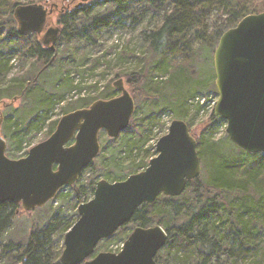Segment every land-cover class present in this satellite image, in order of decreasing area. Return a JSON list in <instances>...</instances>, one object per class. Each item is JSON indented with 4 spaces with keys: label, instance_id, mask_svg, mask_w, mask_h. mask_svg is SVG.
I'll list each match as a JSON object with an SVG mask.
<instances>
[{
    "label": "trees",
    "instance_id": "obj_1",
    "mask_svg": "<svg viewBox=\"0 0 264 264\" xmlns=\"http://www.w3.org/2000/svg\"><path fill=\"white\" fill-rule=\"evenodd\" d=\"M26 1V5H31L52 0ZM74 1L76 0L71 2ZM87 1L88 4L79 5L73 10L70 2V7L65 5V12L59 19L61 34L53 52L40 45L38 35H20L15 12L18 7L25 6L24 4L19 0H0V111L4 118L1 132L5 139L13 140L16 150H21L25 144L23 135L39 131L43 121L40 119H48L47 115L53 109L54 101L64 97L65 93L47 98L36 90L39 79L55 65H49L54 57V62H57L61 71L59 78H63L62 75L68 69V65H63L57 57V48L61 42L77 48L96 43L98 32L121 25L123 18L132 20L134 25H140L148 16L151 19L158 18L160 25L153 24L143 32V42L149 50L148 55L153 58V63L149 64L144 55L139 58L135 70H122L130 77L132 83H136L135 86H140L145 109L148 111L147 114L144 113L146 116L166 108L170 109L174 118L182 119L188 124L198 143L203 171L198 179L188 183L182 196H160L154 204L141 206L132 221L111 238L126 233L131 229L130 225L143 228L154 224L163 226L169 233V240L156 258L158 264H214L215 259L217 264L221 262L222 256L229 259L228 264H236L237 260L254 253L256 256L264 255L262 249L258 250V241L255 238L257 229L264 221V153L249 154L238 147H235L236 152L226 155L215 150L212 145L215 143L213 137L225 121L213 113L209 124L198 136L192 127L202 106L193 112L190 106L188 107L192 99L190 91L196 87L194 85L201 84V80L208 77L209 69L215 74L214 63L210 64V56L213 60L222 35L235 28L246 16L264 13V0ZM4 5H8L7 16L3 13ZM213 12L218 13V20L210 26L207 20ZM15 57L22 60L21 72L11 76V61ZM27 60H34L42 66L44 64V67L41 69L39 65V72L35 67L24 72ZM155 77H161L162 80H155ZM58 88L59 86L54 84L52 89L57 91ZM75 88L82 89L72 87L70 90ZM167 92L172 95L170 94L168 103H165ZM100 94L104 100H109L114 98L117 92L110 87ZM140 94H137V97ZM133 98L136 101L135 95ZM6 99L11 100V103ZM15 99L31 103L30 108H26L27 117L36 114L24 127L23 122L19 123L5 115L6 108H10ZM94 101L96 100L81 98L76 101L75 107L87 108ZM32 103L35 104L34 107ZM140 110L141 107L138 106L128 130L135 122L141 123L142 119L137 118ZM57 124L58 121L54 122L46 139L53 134ZM8 154L7 152V156L11 158ZM98 160L100 169L105 172V178L110 179L112 174L115 175L114 180L121 177L122 170H119V162L115 156L111 154L107 159L99 154L92 165L83 172L79 182L71 188L73 193L67 196L60 192L56 199L74 198L76 210L81 204L88 202V197L95 194L97 183L90 180L83 186L82 181L87 171H98ZM147 166L148 163L145 168ZM21 209V206L11 203L0 205V242L12 227ZM78 219L77 211L74 216L57 218L44 230H32L26 245L9 243L3 246L1 255L7 258L6 264H61L64 246L59 252L54 250L50 246L51 237L56 233L65 236Z\"/></svg>",
    "mask_w": 264,
    "mask_h": 264
},
{
    "label": "water",
    "instance_id": "obj_2",
    "mask_svg": "<svg viewBox=\"0 0 264 264\" xmlns=\"http://www.w3.org/2000/svg\"><path fill=\"white\" fill-rule=\"evenodd\" d=\"M52 12L43 4H31L18 7L15 17L21 36L38 35L40 45L54 52L61 29L52 25L46 31ZM214 70L219 96L214 114L227 123L230 141L246 153H264V13L246 16L222 35ZM114 88L119 96L62 116L53 134L18 160L6 154L0 115V205L34 212L79 182L100 154L101 132L117 139L136 112L124 81L115 82ZM156 150L143 172L122 182L97 183L93 199L78 207L79 219L65 235L61 264H158L156 258L169 240L161 225L135 227L119 253L96 254L99 244L129 224L141 206L154 204L162 195L180 197L201 176L198 143L185 121L174 120Z\"/></svg>",
    "mask_w": 264,
    "mask_h": 264
},
{
    "label": "rangeland",
    "instance_id": "obj_3",
    "mask_svg": "<svg viewBox=\"0 0 264 264\" xmlns=\"http://www.w3.org/2000/svg\"><path fill=\"white\" fill-rule=\"evenodd\" d=\"M71 1L72 0H64L59 2L52 0L50 2H35V4H43L48 9L53 10L50 15L52 22L47 24L46 31L52 25L60 27L62 30V27L59 25V19L65 12L63 9L66 7L65 5L70 7L68 6L69 2L73 6L71 10L75 9L79 5L81 6L89 3L87 0ZM19 2L24 5L28 4V1L26 0H19ZM3 7L4 16H7L8 5H4ZM217 20L218 13L213 12L207 21L210 26H213ZM153 24L160 25L159 19H151V17L148 16L140 25H134L132 20L123 18L121 25L110 27L98 32L96 43L81 45L74 48L73 46H67L68 43L61 42L60 46L57 48V57L63 65H68V69L65 70V73L62 75L63 78H59L58 74L61 71L57 62H54L51 65L53 66L55 64L51 71L49 70L42 79H39L40 81L37 83L38 85L36 90L39 93L41 92L46 95L47 98L48 96L52 97L54 94L60 96V94L65 93V95L62 99L59 98L60 100L54 101L55 105L51 112L47 115L48 119H40L43 121L39 131L23 135L25 144L21 150L17 151L13 140L6 138L8 145L7 152L9 153L8 155L11 156V158H9L13 160H18L22 157L24 158L31 148L45 141L48 136L47 133L52 128L54 122H59L62 116L66 113L68 114L75 110L82 109H76L75 105L77 100H80L81 98H85V100H104L102 96H99V94L110 87L117 92L115 97L119 96L120 93L114 88V83L122 79L125 83L126 89L133 97L134 95L136 96V108H138V106L141 107L137 118L142 119V121L141 123L135 122L132 124L131 129L121 134L122 137L119 136L117 139H111L104 133H101L100 135V156H104L108 159L111 157V154H113L117 159V162H119V170H122V174L120 175L121 177L118 179L115 178L114 180L113 177H115V175L112 174L110 179L105 178L103 175L105 172L103 169H100L101 166L98 165L100 164L98 160L96 162L98 171H87L84 174L82 185L86 186L90 180H93L95 183L102 180H106L110 183L122 182L131 175L143 172L148 167L147 166L145 168V165L147 163L149 164V162L157 156V143L168 133L169 124L174 120H182L176 117L174 118V114L170 111V109L166 108H162L157 111L155 110L157 112L156 114L146 116L145 114H147L148 111L145 109L146 105L143 101L144 95L143 92L139 90L140 86H135L136 83H132V81H130V77L125 75L126 72L122 70H135V67L139 64V58H142L144 55L147 57L149 64L153 63V58L148 55L149 50L143 42L144 30ZM44 34L45 32L43 33V36ZM210 60V64H212V62L214 63V58L212 60V56H210ZM21 61L22 60L18 57H15L11 61V76L21 72ZM36 63L37 62L34 60L33 62L28 60L25 61L24 72H28L34 67L35 69L38 68L37 72L41 71L44 64L42 66V64ZM39 65H41L40 70ZM67 76L69 79L65 80ZM163 79H166V77H163ZM155 80H162V78L155 77ZM201 82V84H195L194 86L196 87L190 91L192 99L188 103V107L190 106L191 112H193L197 107L202 106V110L194 121L192 127V130L196 132L198 136H200L199 134L203 131V128L209 124L211 115L215 112V107L219 99L216 88V75L213 73L212 69H209L208 77H204ZM54 84L59 86L57 91L52 89ZM72 87H79L82 89L79 90L75 88L70 90ZM137 94H140V96L137 97ZM170 94L171 93L168 92L165 94V103H168L169 97L172 95ZM173 95L176 96L175 94ZM7 101L10 102L11 100ZM33 104L34 103H32V107L35 106V104ZM30 105L31 103H28L25 100L15 99L11 107H7L6 112L3 111V113L5 112L6 117L13 118L19 123L23 122L24 127L30 120L35 118L36 115L33 114L30 117L26 116V108H30ZM0 115H2L1 111ZM226 129L227 123L225 122L218 128L217 133L213 137L215 143H212L215 150L220 151L225 155L229 154V152H236L235 149L237 148L228 138ZM2 135L5 138L4 134ZM238 155L240 156V154ZM144 162H146V164H144ZM71 188L72 187H66L61 192L64 195H70L71 192L73 193ZM93 197L94 196H89V201L92 200ZM75 205L76 202L74 198L69 197L68 200H64L62 197H59L58 199L51 201L44 208L38 209L34 212H26L22 209L19 210L13 221L12 227L8 229L7 234H5V237L0 242V264L7 263V258L1 255V249L3 246L9 243H14L15 245H26L32 230H44L57 218L74 216V213L77 211L75 209ZM130 227L131 229L127 230L126 233H120L99 244L96 254L110 251L119 253L123 249L127 238L133 232L134 228L138 226L130 225ZM257 231L258 234L255 238L258 241V250L262 249L264 252V221ZM64 239L65 236H62L60 233H56L51 237L52 243L50 246L59 252L64 246ZM216 260L217 259L213 261L214 264H216ZM220 260V264H228L229 262V259L226 256H222ZM236 264H264V255L256 256V253H254L248 257L237 260Z\"/></svg>",
    "mask_w": 264,
    "mask_h": 264
},
{
    "label": "built area",
    "instance_id": "obj_4",
    "mask_svg": "<svg viewBox=\"0 0 264 264\" xmlns=\"http://www.w3.org/2000/svg\"><path fill=\"white\" fill-rule=\"evenodd\" d=\"M169 126H170V124H169ZM169 126H168V128H169Z\"/></svg>",
    "mask_w": 264,
    "mask_h": 264
}]
</instances>
